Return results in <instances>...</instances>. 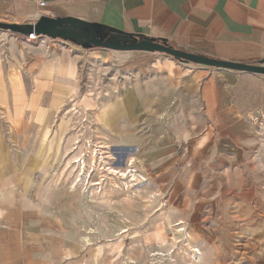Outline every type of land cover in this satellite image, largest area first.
Here are the masks:
<instances>
[{"label":"rangeland","instance_id":"1","mask_svg":"<svg viewBox=\"0 0 264 264\" xmlns=\"http://www.w3.org/2000/svg\"><path fill=\"white\" fill-rule=\"evenodd\" d=\"M35 37L0 29V159L34 153L27 264H264L260 112L218 116L200 65Z\"/></svg>","mask_w":264,"mask_h":264},{"label":"crops","instance_id":"2","mask_svg":"<svg viewBox=\"0 0 264 264\" xmlns=\"http://www.w3.org/2000/svg\"><path fill=\"white\" fill-rule=\"evenodd\" d=\"M42 2L45 6H40ZM41 16L101 23L125 33L165 39L174 48L220 60L246 64H260L264 60V0H0V18L12 23H34ZM71 50L63 47L62 53ZM68 61L58 71L63 69L66 77L72 79L74 62L71 63L72 58ZM200 66L186 84L202 90L204 101L217 110L218 116L225 108L242 120L260 112L264 121L262 75ZM5 71L0 70L3 83L8 76ZM73 87L74 82L70 89L74 90ZM8 92L10 86H0V97ZM131 95L129 103L136 102L139 107V94L136 96L134 90ZM22 133L17 132L21 144L25 140ZM20 147V157L26 159L18 167V162L9 161L6 156L0 159V264H27V196L32 181L31 170L23 164L31 162L34 153ZM7 242L14 247L12 251L7 252ZM9 255L15 262L9 260Z\"/></svg>","mask_w":264,"mask_h":264},{"label":"water","instance_id":"3","mask_svg":"<svg viewBox=\"0 0 264 264\" xmlns=\"http://www.w3.org/2000/svg\"><path fill=\"white\" fill-rule=\"evenodd\" d=\"M0 29L27 37L35 34L52 39L60 38L85 49L104 48L115 51L161 53L188 64L264 75V60L257 65L211 58L174 48L165 39L129 34L101 23L73 17L41 16L34 23L24 24L0 22Z\"/></svg>","mask_w":264,"mask_h":264},{"label":"bare ground","instance_id":"4","mask_svg":"<svg viewBox=\"0 0 264 264\" xmlns=\"http://www.w3.org/2000/svg\"><path fill=\"white\" fill-rule=\"evenodd\" d=\"M95 152V151H94ZM95 154V153H94ZM101 154V153H100ZM94 156V155H93ZM95 157V156H94ZM128 164H129V167L127 169H125L124 171H122V175H126V172L129 171V168L130 166L132 165V159H129L128 160ZM115 170V169H114ZM116 171V170H115ZM165 233L161 234V235H164ZM165 237V236H164ZM165 239V238H164ZM163 239V237H161L160 235H157L156 237V242H158L160 244V242H165ZM194 261V260H193ZM196 261V260H195Z\"/></svg>","mask_w":264,"mask_h":264},{"label":"built area","instance_id":"5","mask_svg":"<svg viewBox=\"0 0 264 264\" xmlns=\"http://www.w3.org/2000/svg\"><path fill=\"white\" fill-rule=\"evenodd\" d=\"M40 6H45V3H40ZM30 39H35L36 37H35V35L34 34H31L30 36Z\"/></svg>","mask_w":264,"mask_h":264}]
</instances>
